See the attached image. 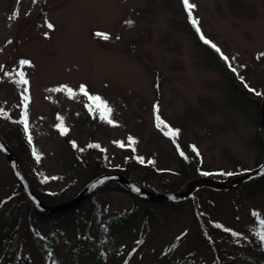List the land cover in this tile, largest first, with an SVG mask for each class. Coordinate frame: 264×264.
Wrapping results in <instances>:
<instances>
[{"label":"rangeland","instance_id":"1","mask_svg":"<svg viewBox=\"0 0 264 264\" xmlns=\"http://www.w3.org/2000/svg\"><path fill=\"white\" fill-rule=\"evenodd\" d=\"M189 5L183 0H0V138L32 187L60 190L64 203L96 178V170L98 177L110 176L95 188L99 209L109 217L139 207L113 177L126 178L116 167L131 164L130 159L142 161L129 165L126 179L155 194L179 186L181 191L202 176L177 175L176 145L189 156L198 150L208 168L200 172L219 179L228 170L249 171L264 163L258 135L264 136V0H189ZM222 61L257 93L244 89L254 103L241 109L230 105ZM70 162L73 171L67 170ZM245 185L198 184L181 204L154 205L143 233L137 210L134 221L111 227L117 253L101 264H161V256L164 264H223L216 257L227 253L256 258L255 263L264 259L259 250L264 185L250 198ZM19 191L0 209V226L8 224V214L26 209L21 184L0 150V203ZM196 196L210 202L207 216L194 207ZM89 207L80 208L83 218ZM63 217L66 223L35 220L33 229L61 230L68 238L86 234L85 219L77 221L72 211ZM23 236L21 253L30 254L31 264H46L28 230ZM173 242V251L165 253ZM54 263L86 264L66 256L61 244L48 256L47 264Z\"/></svg>","mask_w":264,"mask_h":264},{"label":"trees","instance_id":"2","mask_svg":"<svg viewBox=\"0 0 264 264\" xmlns=\"http://www.w3.org/2000/svg\"><path fill=\"white\" fill-rule=\"evenodd\" d=\"M200 39V38H199ZM212 50V49H211ZM214 50H212L213 52ZM217 55V54H216ZM218 59L220 60L219 56L217 55ZM223 62V61H222ZM224 67H222L223 74L227 77L229 80V84H227V97L228 102L232 107L235 108H244L252 103L254 101L246 94L248 92L252 93L253 95H256L257 93L252 90L249 86H245L240 83V81L237 79V76L233 74V71L231 68H228L226 63H222ZM228 68V69H227ZM236 79H235V78ZM236 81H238L241 85L236 84ZM246 91H245V90ZM21 126V123H20ZM22 130V127H21ZM259 138L261 141L264 142V137L259 134ZM175 149V148H174ZM177 150V151H176ZM176 154L177 157L180 159V170H177V175L183 176L185 180H189L193 177H196L202 173V175H208L204 174L205 172H200L202 170L207 171L208 168L203 166V163L201 161V154L198 150H194V155L189 156L187 155L181 147L176 145ZM142 160L140 157H136L135 160H131V164L129 165H136L140 163ZM18 162V159H17ZM129 165L127 162H125L122 165H119L116 167V170L121 171L126 178H129L131 174H129L126 169H128ZM259 165V164H258ZM258 165H255L257 167ZM74 163L70 162L67 164V170L73 171ZM93 167V165L89 166ZM93 168H91L92 170ZM94 170V169H93ZM22 172L26 179L28 180L30 186L31 181L28 174L25 172L24 169H22ZM235 172V173H234ZM247 172V168L245 167H238L236 170H228L227 173H224V176L222 178L229 179L232 177H235L237 174L240 175L242 173ZM228 173H231V175H228ZM93 178L97 177L99 175V172L94 170ZM185 176V177H184ZM186 181H182V183H185ZM111 184L110 188H116L123 189L127 191L130 195H132L135 200H137L138 208H130L128 210L124 211H118L115 212L113 215L106 217L103 216V213L99 209V203L97 201V195L98 190H93L86 198V200L81 204H77L72 207H66L60 210H52V211H41L37 209L34 204L28 200L27 197H24V202L26 205V209L23 212L19 213L18 216H15L14 213H10L6 216L8 220V224L4 223L0 226V244L2 246V250L0 253V264H31V256L28 253H21V246L24 240L23 236V230H28V233L33 238L36 247L41 250L42 255L44 257V260L47 264L48 256L53 251L56 244H61L62 249L66 256L70 257L74 262L77 263V260H82L86 264H101L103 259H106V257H112V255H115L117 252V246L113 243V235L111 234V227H118L124 223L132 222L135 220V212L139 210L141 214L143 215V223H142V230L141 233L144 232L145 228H148V214L153 209L154 205L158 204H181L182 202H160L150 199H144L136 194L130 192L126 188L122 186V184L117 183ZM260 184L264 185V178H257L252 181H249L245 185V196L247 198H250L255 195L256 189L260 186ZM138 185L142 186L143 188H146V185L143 183H138ZM32 187V186H31ZM149 187V186H148ZM182 186L174 187V188H168L167 191H178ZM208 188L216 189L215 186H208ZM32 189L35 191V193L46 203V204H59V202L62 201L61 199V192L60 190H54L50 192L43 193L36 188L32 187ZM151 191H154L152 188H150ZM21 192H15L14 195H9L4 198V200L0 203V209L4 206L6 202H8L13 196L16 194H20ZM24 196V195H23ZM91 200L92 203H88L87 201ZM195 200V201H194ZM193 205L196 208V210L202 214H206L205 211L208 205H210V202H206L202 200L199 196L194 199ZM89 205L88 210V217L83 218V213L85 210L80 211V208L84 205ZM72 211L74 214V219L76 218L77 221L82 222V226L85 229L86 234H78V236L74 237H64V235L61 234V230H53L51 232L40 234L37 232L36 229H33V221L35 220H43L45 222L49 223H56L58 220L62 223H66L68 220L67 217H63L68 212ZM105 215V214H104ZM82 216V217H81ZM61 217V218H60ZM81 217V218H80ZM13 221L12 224L11 221ZM207 220L210 222L211 225H214L213 220L207 217ZM84 236V237H82ZM250 242V241H249ZM247 243L250 244V243ZM104 243L109 244L108 246H104ZM110 243L112 246H115V248H111ZM261 245L259 244V250L262 252L261 254H264V246L263 241H260ZM175 242L171 243L167 248L165 249L166 252H172V248L175 246ZM218 253V252H217ZM218 260L222 259L223 264H264V259H257V262L255 263V259L253 260L250 258L248 260H241L239 258V254L236 256H231L227 253V256L223 258L221 256L216 257ZM246 258V257H245ZM244 258V259H245ZM166 260L165 257L161 256L158 259V263L161 262V264H164V261ZM251 260V261H250ZM55 264V263H54ZM182 264V262H180Z\"/></svg>","mask_w":264,"mask_h":264},{"label":"water","instance_id":"3","mask_svg":"<svg viewBox=\"0 0 264 264\" xmlns=\"http://www.w3.org/2000/svg\"><path fill=\"white\" fill-rule=\"evenodd\" d=\"M260 123H261V129L262 133L264 134V99L261 101L260 106ZM0 149L4 152V154L8 157L11 167L13 169V172L18 179V181L21 184V187L23 189V192L25 195L32 201V203L35 205L36 208H38L41 211H52V210H59L66 207H72L79 203L82 199L85 198L86 195H88L91 191H93L99 184L110 178L108 175H101L97 178H95L93 181H91L89 184H87L81 192L72 200H69L67 202L57 204V205H49L43 202L36 193L31 189L28 182L25 180L23 175L20 172V169L18 165L16 164V157L14 152L8 148V146L2 141L0 138ZM264 175V163L261 164L259 167H257L255 170L240 176L233 180H223V179H215L209 176H202V177H196L192 179L181 191L175 192V193H168V194H155L145 191L140 186L136 185L132 181L126 179L121 173H117L113 175L116 179L120 180V182L128 188L131 192L135 193L136 195L151 199L155 201L160 202H179L188 197V194L198 185L202 183L211 184L215 186L230 188L235 187L239 184L248 182L254 178L260 177Z\"/></svg>","mask_w":264,"mask_h":264},{"label":"snow or ice","instance_id":"4","mask_svg":"<svg viewBox=\"0 0 264 264\" xmlns=\"http://www.w3.org/2000/svg\"><path fill=\"white\" fill-rule=\"evenodd\" d=\"M183 2H184L185 5H189V0H183ZM189 6H190V7H195V5H189ZM193 23H195V21H193ZM48 27H52V25L49 24ZM197 31L199 32V28H197ZM98 35H99V34H98ZM201 39H204L203 36L201 37ZM205 43H209V41L205 40ZM212 46H213V48H216V46H215L214 44H213ZM216 50H217L218 52L220 51V49H218V48H216ZM20 63H21V64H28L29 62L26 61V60H23V61H21ZM233 71H235V69H233ZM23 82H24V83H27V81H23ZM80 89H81V91H84V90H85V86H84V85H80ZM85 94H87V93L85 92ZM93 98H94V99H99V97H93ZM108 111H111V110L108 109ZM156 118L159 119L158 116H157ZM109 122L111 123V121H109ZM176 131H179V130H176ZM25 132H27V123H25ZM130 139H131V138H130ZM29 142H31V137H29ZM228 175H231V173H228ZM260 239H261L262 241H264V234L261 235Z\"/></svg>","mask_w":264,"mask_h":264}]
</instances>
